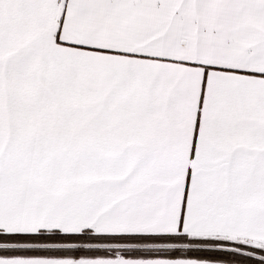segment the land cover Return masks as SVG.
Listing matches in <instances>:
<instances>
[{"label": "snow or ice", "instance_id": "snow-or-ice-1", "mask_svg": "<svg viewBox=\"0 0 264 264\" xmlns=\"http://www.w3.org/2000/svg\"><path fill=\"white\" fill-rule=\"evenodd\" d=\"M0 264H264V0H0Z\"/></svg>", "mask_w": 264, "mask_h": 264}]
</instances>
